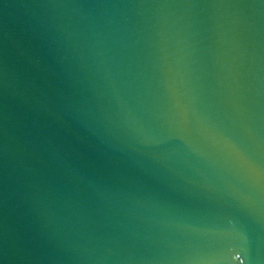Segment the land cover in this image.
<instances>
[{"label":"water","instance_id":"water-1","mask_svg":"<svg viewBox=\"0 0 264 264\" xmlns=\"http://www.w3.org/2000/svg\"><path fill=\"white\" fill-rule=\"evenodd\" d=\"M0 264H264V0H0Z\"/></svg>","mask_w":264,"mask_h":264}]
</instances>
